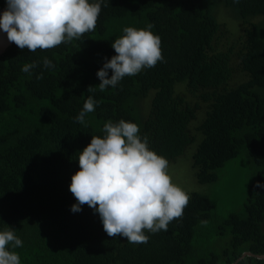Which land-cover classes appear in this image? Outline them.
Here are the masks:
<instances>
[{
	"label": "trees",
	"instance_id": "16d2710c",
	"mask_svg": "<svg viewBox=\"0 0 264 264\" xmlns=\"http://www.w3.org/2000/svg\"><path fill=\"white\" fill-rule=\"evenodd\" d=\"M105 4L80 39L35 52L13 44L0 58V230L22 240L10 250L20 264H264V0ZM149 23L163 60L101 91L112 42ZM89 96L98 104L78 123ZM121 119L168 165L194 147L196 178L220 190L189 194L167 231L145 230L146 243L109 237L86 204L70 211L79 153Z\"/></svg>",
	"mask_w": 264,
	"mask_h": 264
},
{
	"label": "clouds",
	"instance_id": "9594fccd",
	"mask_svg": "<svg viewBox=\"0 0 264 264\" xmlns=\"http://www.w3.org/2000/svg\"><path fill=\"white\" fill-rule=\"evenodd\" d=\"M0 13V31L19 49L35 52L80 39L95 31L101 6L105 0H5ZM149 23L145 28L125 27L123 35L111 47L115 55L105 58L96 73L101 91L116 87L125 76H133L163 60L161 37ZM45 68L54 67L47 57ZM36 63L21 69L31 73ZM109 70L111 76L109 77ZM42 78V76L37 77ZM90 89V88H89ZM98 102L89 96L75 117L85 123L88 113ZM103 137L92 136L90 144L78 155L79 170L71 177L69 191L74 195L70 211L78 213L87 205L98 213L103 230L109 237H126L131 243H146L145 230L167 231L173 218L182 215L190 197L172 182L168 160L148 147V138L139 135L136 123L108 121ZM264 189V183L255 185ZM12 248L22 247L16 230L7 226L0 230V264H20L19 254Z\"/></svg>",
	"mask_w": 264,
	"mask_h": 264
},
{
	"label": "rangeland",
	"instance_id": "374dc122",
	"mask_svg": "<svg viewBox=\"0 0 264 264\" xmlns=\"http://www.w3.org/2000/svg\"><path fill=\"white\" fill-rule=\"evenodd\" d=\"M193 152L194 147L189 149L188 152L177 161L168 165V174L171 176L172 182L183 189L188 195L193 192L204 194L219 193V189L209 184H202L196 178L192 162ZM233 190L234 188L231 187L230 191Z\"/></svg>",
	"mask_w": 264,
	"mask_h": 264
},
{
	"label": "water",
	"instance_id": "95a60500",
	"mask_svg": "<svg viewBox=\"0 0 264 264\" xmlns=\"http://www.w3.org/2000/svg\"><path fill=\"white\" fill-rule=\"evenodd\" d=\"M6 8V5L4 6V8H2V10L0 11V13H2ZM14 43H11L7 40V34L0 31V58L7 52V50L13 45ZM246 256H252V254L250 253H246L243 255L242 258L246 257ZM258 258L260 259H264V256H258Z\"/></svg>",
	"mask_w": 264,
	"mask_h": 264
}]
</instances>
